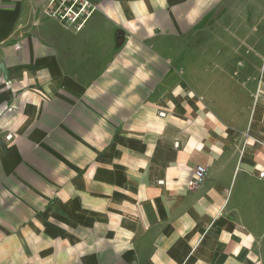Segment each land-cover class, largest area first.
<instances>
[{
	"label": "crops",
	"instance_id": "obj_1",
	"mask_svg": "<svg viewBox=\"0 0 264 264\" xmlns=\"http://www.w3.org/2000/svg\"><path fill=\"white\" fill-rule=\"evenodd\" d=\"M84 1L0 0V264H264V0Z\"/></svg>",
	"mask_w": 264,
	"mask_h": 264
},
{
	"label": "built area",
	"instance_id": "obj_2",
	"mask_svg": "<svg viewBox=\"0 0 264 264\" xmlns=\"http://www.w3.org/2000/svg\"><path fill=\"white\" fill-rule=\"evenodd\" d=\"M48 14L51 17L64 22L65 24L74 25L78 30L82 26L84 20L91 15L93 9L84 0H47ZM76 8V9H75ZM91 9V10H90ZM90 10V11H89ZM6 140H11V135H7ZM259 177H264V172L259 173ZM206 178V169L202 166H196L191 173L187 182V189L189 191L198 190L204 183Z\"/></svg>",
	"mask_w": 264,
	"mask_h": 264
},
{
	"label": "rangeland",
	"instance_id": "obj_3",
	"mask_svg": "<svg viewBox=\"0 0 264 264\" xmlns=\"http://www.w3.org/2000/svg\"><path fill=\"white\" fill-rule=\"evenodd\" d=\"M76 9V8H75ZM233 10V7L231 8ZM48 10H53V8H48ZM91 10V9H90ZM89 10V11H90ZM224 16H227V9H225L224 11ZM49 13V12H48ZM233 13H229V15H232ZM226 22V20H225ZM224 22V24H225ZM216 26V25H215ZM225 26V25H224ZM200 36V37H199ZM209 40H211V34L210 33H203V34H197L196 37L195 35L192 36V38H190V40H188L187 42V52L189 51H192V48H194L196 45L197 46H200V44H206ZM219 47L220 49H222V45L219 44ZM224 48V47H223ZM223 56H221L222 58ZM213 58V57H211ZM210 59V57H209ZM224 59V58H223ZM241 59V57H238V56H235V57H232V58H229V62L230 63H234L233 65L236 66V63L237 62H240L239 60ZM218 60H220V57H218ZM218 64H221L219 63V61H216ZM211 63V61H203V64H209ZM235 70H237V67H235ZM235 77V76H234ZM222 79V78H219V80ZM237 95V94H236ZM236 101H239L238 98H236ZM240 106V103L236 102L235 104V107L238 108Z\"/></svg>",
	"mask_w": 264,
	"mask_h": 264
},
{
	"label": "water",
	"instance_id": "obj_4",
	"mask_svg": "<svg viewBox=\"0 0 264 264\" xmlns=\"http://www.w3.org/2000/svg\"><path fill=\"white\" fill-rule=\"evenodd\" d=\"M0 73L3 75V77H4L5 79L8 78V77H7V71H6L5 66H4L3 63H0Z\"/></svg>",
	"mask_w": 264,
	"mask_h": 264
}]
</instances>
